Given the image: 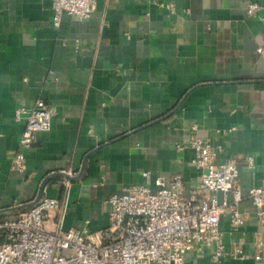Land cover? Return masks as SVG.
<instances>
[{
	"label": "crops",
	"instance_id": "obj_1",
	"mask_svg": "<svg viewBox=\"0 0 264 264\" xmlns=\"http://www.w3.org/2000/svg\"><path fill=\"white\" fill-rule=\"evenodd\" d=\"M262 1L96 0L88 20L62 15L55 27L50 0H0V221L54 198L65 202L63 230L88 221L94 234L108 225V198L124 188L154 190L157 178L180 175L195 189L188 144L196 126L197 137L221 147L215 163L237 167L245 223L233 229L225 208L219 230L248 258L215 263L195 250L184 264H264V221L246 197L264 186V59L256 53L264 21L246 15ZM38 99L55 114L23 148L24 124L13 114ZM16 153L21 173L11 170ZM58 217L50 214L49 229Z\"/></svg>",
	"mask_w": 264,
	"mask_h": 264
},
{
	"label": "built area",
	"instance_id": "obj_2",
	"mask_svg": "<svg viewBox=\"0 0 264 264\" xmlns=\"http://www.w3.org/2000/svg\"><path fill=\"white\" fill-rule=\"evenodd\" d=\"M52 23L58 27L62 15L88 20L96 10V0H50ZM246 15L264 21V0L246 7ZM264 59V43L256 48ZM54 108L38 99L30 107L17 108L13 118L24 129L19 145L30 148L38 132L51 127ZM188 146L193 150L192 167L198 174L195 189L186 190L180 175L168 181L157 178L155 189L130 186L107 200L108 225L94 234L86 228L63 230L65 209L57 199L43 198L14 220L0 221V264H184L195 250H205L210 259H247L239 248L229 249L219 230L220 215L230 207L233 229L243 227L245 219L237 206L244 200L233 162L216 164L221 147H213L195 135ZM264 149V140L261 143ZM181 150V146L176 147ZM24 155L16 153L11 170L24 171ZM254 168L253 157H245ZM67 183V182H66ZM218 194L222 199H218ZM256 209L259 223L264 221V186L250 188L246 196ZM51 213L59 215L52 230L47 223ZM59 213V214H58ZM256 261L261 260L259 254Z\"/></svg>",
	"mask_w": 264,
	"mask_h": 264
}]
</instances>
